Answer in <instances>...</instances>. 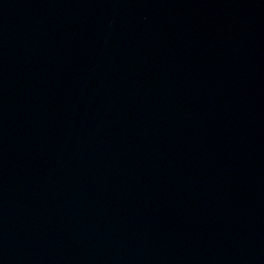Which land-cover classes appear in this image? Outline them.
Here are the masks:
<instances>
[{"label":"water","instance_id":"water-1","mask_svg":"<svg viewBox=\"0 0 264 264\" xmlns=\"http://www.w3.org/2000/svg\"><path fill=\"white\" fill-rule=\"evenodd\" d=\"M0 264H264V0H0Z\"/></svg>","mask_w":264,"mask_h":264}]
</instances>
